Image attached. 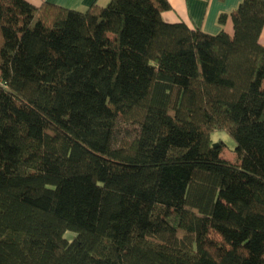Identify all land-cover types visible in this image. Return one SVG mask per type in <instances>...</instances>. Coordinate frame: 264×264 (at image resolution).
I'll list each match as a JSON object with an SVG mask.
<instances>
[{"label":"trees","instance_id":"obj_1","mask_svg":"<svg viewBox=\"0 0 264 264\" xmlns=\"http://www.w3.org/2000/svg\"><path fill=\"white\" fill-rule=\"evenodd\" d=\"M169 8L0 0V264H264V0Z\"/></svg>","mask_w":264,"mask_h":264},{"label":"crops","instance_id":"obj_2","mask_svg":"<svg viewBox=\"0 0 264 264\" xmlns=\"http://www.w3.org/2000/svg\"><path fill=\"white\" fill-rule=\"evenodd\" d=\"M34 4L44 1L54 2L66 7L86 10L93 2L106 5L110 0H29ZM171 8L164 10L162 15L167 22H185L192 28H201L208 33H218L221 30L233 34L234 26L232 12L242 0H169ZM226 13V19L220 20V15ZM260 42L264 44V27Z\"/></svg>","mask_w":264,"mask_h":264},{"label":"rangeland","instance_id":"obj_3","mask_svg":"<svg viewBox=\"0 0 264 264\" xmlns=\"http://www.w3.org/2000/svg\"><path fill=\"white\" fill-rule=\"evenodd\" d=\"M212 138L214 141L221 142L223 144V155L226 158L231 159L233 161L236 160L235 157L236 143L233 140L232 136L226 130L217 129L213 131ZM74 234L75 233L73 231H67L66 233L67 237L69 238H72Z\"/></svg>","mask_w":264,"mask_h":264}]
</instances>
